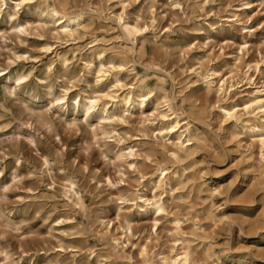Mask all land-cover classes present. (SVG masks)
Wrapping results in <instances>:
<instances>
[{
	"label": "rangeland",
	"instance_id": "1",
	"mask_svg": "<svg viewBox=\"0 0 264 264\" xmlns=\"http://www.w3.org/2000/svg\"><path fill=\"white\" fill-rule=\"evenodd\" d=\"M248 63L255 87L204 78ZM257 87L264 0H0V264H264ZM165 99L194 136L179 158Z\"/></svg>",
	"mask_w": 264,
	"mask_h": 264
},
{
	"label": "bare ground",
	"instance_id": "2",
	"mask_svg": "<svg viewBox=\"0 0 264 264\" xmlns=\"http://www.w3.org/2000/svg\"><path fill=\"white\" fill-rule=\"evenodd\" d=\"M61 10H62V8H61ZM62 11H60L58 8L52 9L53 15L55 17H58L57 21L59 22V26H60L61 30L65 34L73 35L74 32L77 31L78 28L82 25L81 22L83 20L80 21L81 18H82V15L80 13L79 15L76 16V18H74L70 14L62 12ZM124 30L126 31L125 33H127L128 35L136 37V35L139 32L143 31L144 28L139 27L137 25H131V24L126 23L124 25ZM238 58L239 57H237V59ZM104 64H106V63H104ZM106 66H108V65H106ZM107 71L108 70L101 69L100 70V74L102 73L103 76H104L107 73ZM191 72H193V74L194 73H197V74L201 73L202 74L203 66L201 65L200 67H194V68L191 69ZM259 72H260V67H259L258 64L248 63L247 67H246V69L244 71L243 70L241 71L239 67H236L235 69H231L228 75H224V76L221 77V74H220L219 70H217L216 67H211L206 72L207 74L204 76V78H206V81L209 84L215 83V81H217V85H218L217 86V90L220 93H222V94H224L226 96V95L231 94L233 89L236 88V86L238 84L243 82V80H245L246 84H248L249 87H253L254 84H255V75L257 73H259ZM241 77H242V79L240 81H237ZM146 90H145V87H143V86L139 87V92H140L139 98H141V101L143 103L147 99L148 94L151 93V91L146 93ZM255 92H256V95L249 102H247L245 104V109L248 111V113H253L254 112V116L258 115L259 113H264V98H263V96H259V95H261L264 92V89L261 90V89H259L257 87ZM63 99H64L63 97L53 96L51 102L56 101L58 103H61L63 101ZM128 102L129 101H125V104L128 105ZM165 102H166L165 105L167 106L168 110L169 111H173V113H175L174 124L172 122V124L170 126L168 125L169 128H168L167 131L173 133V132H175L177 130V133H178V130L180 129V125H181L180 115L174 111V109L172 108V106L170 104V101L168 99H165ZM89 104L90 105L87 108V111L89 109H92V108L98 106L99 99L90 98L89 99ZM256 110H257V114L255 113ZM222 112L224 113V115L226 117H232V116L235 115V112L233 111L232 108L229 109V108L224 107V106H222ZM185 120L186 119H184V121ZM184 124L186 125V128L181 130V131H179V133H178L179 146H177L176 150L172 151V155L177 157V158H179L181 156L182 152L187 151L190 148L189 145H192L193 144V140H194V136L191 133L190 128H189L190 122L188 120H186V122H184ZM181 128H183V127H181ZM193 131H194V129H193ZM183 138H185V140H183ZM258 138H259L258 140L261 142L262 146L264 147V133L262 135H260ZM165 170H166L165 168H162L161 172L164 174ZM71 190L75 191V188H74L73 184H71ZM71 190H69V191H71ZM69 193H70V196H72L71 192H69ZM78 197H79V199H81L79 194H78ZM154 208L157 211H161L163 209L162 203L161 202H157V201L154 202ZM178 223L180 224L179 221H178ZM128 226H129V223H128ZM190 250L189 249H185V250H183L180 253H176V254L174 253L175 256L173 258L171 257L172 258L171 261L173 262L172 264H192V261H193L192 260V252ZM162 258H165V257H162ZM167 259H170V258H167Z\"/></svg>",
	"mask_w": 264,
	"mask_h": 264
}]
</instances>
